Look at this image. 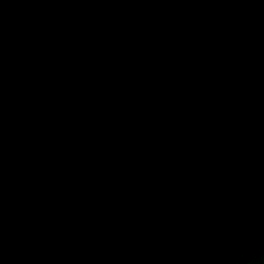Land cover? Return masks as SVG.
Returning <instances> with one entry per match:
<instances>
[{"label": "water", "instance_id": "obj_1", "mask_svg": "<svg viewBox=\"0 0 264 264\" xmlns=\"http://www.w3.org/2000/svg\"><path fill=\"white\" fill-rule=\"evenodd\" d=\"M0 264H264V0H0Z\"/></svg>", "mask_w": 264, "mask_h": 264}]
</instances>
